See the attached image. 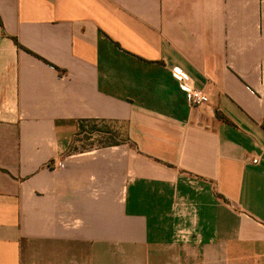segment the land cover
Wrapping results in <instances>:
<instances>
[{"label":"crops","instance_id":"crops-1","mask_svg":"<svg viewBox=\"0 0 264 264\" xmlns=\"http://www.w3.org/2000/svg\"><path fill=\"white\" fill-rule=\"evenodd\" d=\"M0 264H264V0H0Z\"/></svg>","mask_w":264,"mask_h":264},{"label":"trees","instance_id":"trees-1","mask_svg":"<svg viewBox=\"0 0 264 264\" xmlns=\"http://www.w3.org/2000/svg\"><path fill=\"white\" fill-rule=\"evenodd\" d=\"M16 42L18 43L17 39ZM22 47V46H21ZM217 115L221 118L223 116L220 112L217 111ZM102 120L97 119H83L80 122V130L77 134L78 141H81L82 143H85V141L92 139V134L99 133V134H108V136L112 137L110 141H107L103 143L104 145H98L97 147H105V146H113V145H119L121 143L130 142L131 145H135L134 142L130 139L127 132L122 131L121 129L114 128L113 126L109 125L107 126V129H102L100 127H97L94 125H88L89 123H96L100 122ZM104 122V121H102ZM94 147V146H92ZM82 149H88L89 147L82 146ZM79 148H75V150H78Z\"/></svg>","mask_w":264,"mask_h":264},{"label":"built area","instance_id":"built-area-1","mask_svg":"<svg viewBox=\"0 0 264 264\" xmlns=\"http://www.w3.org/2000/svg\"><path fill=\"white\" fill-rule=\"evenodd\" d=\"M172 75L178 81L180 88L188 94L191 104L199 106L210 101L209 94L196 86L194 78L187 71L175 66L172 68ZM253 162L258 163L259 158H254ZM56 166L62 168L63 161H59Z\"/></svg>","mask_w":264,"mask_h":264},{"label":"rangeland","instance_id":"rangeland-1","mask_svg":"<svg viewBox=\"0 0 264 264\" xmlns=\"http://www.w3.org/2000/svg\"><path fill=\"white\" fill-rule=\"evenodd\" d=\"M96 125L97 127H100L102 129H107V126L111 125L113 126L114 128H117V129H123V126L122 124L120 123H112V122H96V123H89L88 125ZM92 139H89L87 141H85V143H82L81 142V147L82 146H85V147H89L91 148L92 146H100V145H104L103 143L107 142V141H110L112 139V137L108 136V134H99V133H94L92 134Z\"/></svg>","mask_w":264,"mask_h":264}]
</instances>
